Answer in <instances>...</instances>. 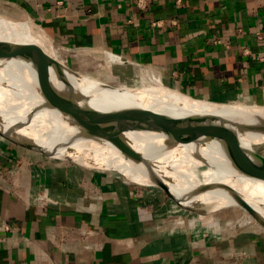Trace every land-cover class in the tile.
Returning <instances> with one entry per match:
<instances>
[{"label":"crops","instance_id":"crops-1","mask_svg":"<svg viewBox=\"0 0 264 264\" xmlns=\"http://www.w3.org/2000/svg\"><path fill=\"white\" fill-rule=\"evenodd\" d=\"M133 1L0 0V15L37 23L76 67L113 56L264 107V0ZM210 215L0 135V264H264V227Z\"/></svg>","mask_w":264,"mask_h":264},{"label":"bare ground","instance_id":"bare-ground-1","mask_svg":"<svg viewBox=\"0 0 264 264\" xmlns=\"http://www.w3.org/2000/svg\"><path fill=\"white\" fill-rule=\"evenodd\" d=\"M20 48L37 50L50 58L52 49L59 50L34 23L27 21L15 25L0 20V49ZM109 62L121 63L119 60ZM0 63V121L6 128L19 130L20 125L30 118L27 126L33 127L32 124L42 123L43 127L40 126L34 133L36 141L53 154L70 157L89 167L116 169L126 173V177L136 183H156L152 172L131 148L148 158V152L157 144V148L165 154L167 149L172 148L165 135L155 132H128L123 135V141L110 139V131L101 128L89 118L60 116L53 109L44 107L46 98L38 90L36 80L32 79L34 76L28 80L20 76V72L29 67L26 61L7 59ZM138 72L140 77L147 76L150 82L135 85L133 78L120 79L118 92H100L81 78L77 80L84 93L95 90L89 103L98 109L127 105L145 112L161 114L187 125L216 126L224 122L241 123L264 113V107L201 102L164 85L152 73ZM239 140L242 147L254 152V146L264 141V135L244 133L240 135ZM177 146L175 150L179 152H175L179 153L178 158L163 157L164 161L159 163L160 170L176 178V182L168 183V186H177L182 192L193 189L186 184L205 188L208 190L200 194V198L212 199L222 195L215 189L227 184L238 190L264 218V181L243 175V168L230 159L217 142L207 140L198 145L187 143ZM166 166H169L170 170L167 171ZM155 170L159 173L158 169Z\"/></svg>","mask_w":264,"mask_h":264},{"label":"water","instance_id":"water-1","mask_svg":"<svg viewBox=\"0 0 264 264\" xmlns=\"http://www.w3.org/2000/svg\"><path fill=\"white\" fill-rule=\"evenodd\" d=\"M7 59H19L28 63L29 67L20 72V76L26 80L34 76L32 79L36 80L38 90L46 98L44 107L53 109L60 116L74 119L89 118L101 128L109 130L110 139H119L120 141L124 140L123 135L128 132L150 134L155 132L165 135L169 143L172 144V148L167 149L165 154L161 153L163 151L157 148V144L148 152V158H144L142 153L135 149L131 148V150L144 161L147 168L152 172L156 180L154 184L166 190L178 206L195 213L208 214L231 206L232 203L229 202L231 201L235 203L234 205L251 213L264 227V218L234 187L226 184L216 188L215 190L220 191L222 195L214 196L212 199L200 198L199 195L208 189L198 187L184 192H180V190L177 195H174L170 191L168 183L174 184L176 178L173 175L165 174V171L159 168V163L164 161L163 157L178 158L180 156L179 153L175 152L178 151L175 150L177 145L187 143L198 145L203 141L214 140L230 159L243 168V175L253 180L264 181V156L242 147L239 140L240 135L244 133L264 135V113L256 115L247 122H224L216 126H194L127 105H112L106 109H98L89 103V99L95 90L91 89L89 93H84L78 84L79 76L57 60L28 48L0 49V62ZM29 122L30 118L20 125V128L25 130L21 131L20 128L19 130H10L0 121V135L17 146L35 150L51 158H70L53 154L52 151L40 145L36 141V134L34 135V133L43 125L37 122L32 124L33 127L31 125L29 127L27 126ZM155 169H158L159 173ZM166 169L168 171L170 167L166 166Z\"/></svg>","mask_w":264,"mask_h":264},{"label":"rangeland","instance_id":"rangeland-1","mask_svg":"<svg viewBox=\"0 0 264 264\" xmlns=\"http://www.w3.org/2000/svg\"><path fill=\"white\" fill-rule=\"evenodd\" d=\"M0 20L7 22V23L15 24V25L23 24L27 21H30L31 23H34V25H36L37 27L42 29L37 23H35L34 21H32L31 19H28V18L13 19V18H8V17L6 18V17H3L0 15ZM52 44H54V43H52ZM50 55H51V58H53L57 61L60 59L59 61H61L64 66L72 69L79 76L78 79L81 78L84 82H87L90 86L94 87L95 89L99 90L100 92H107V91L118 92L119 87H120V85H119L120 79L123 80V79L133 78V79H135V82H134L135 85L142 84V83L145 84L148 81L150 82V80L147 76L141 75L143 78L140 77L138 71H142V72L144 71V72L152 73V75L155 78H159L164 85H166L168 87H173V88L177 89L178 91L183 92L182 90L178 89L174 84L163 81L161 76L159 74H157L151 68H148L145 66H136V65H131V64H125L123 62L111 64L109 62L110 60H113V61L117 60L113 56H108V58L106 57V58H104V60L99 61V62H95V63L88 64V65H79V67H76V66H74L73 63L70 64V62H68V60L65 58V56L61 53L60 50L55 51L52 49ZM81 70L83 72H81ZM135 76L136 77L138 76V78H136ZM190 97H193V96H190ZM195 99H197L201 102L210 101V102L217 103V104L219 103V104H228V105L252 106L249 104L241 103L239 101H224V102H222V101L200 99V98H195ZM254 152L260 154L261 156H264V141L254 146ZM54 159L62 160L63 162H67L69 164H75V165H78L84 169H89L92 171L115 174V175H118L119 177L125 179L126 181L130 182L131 184L136 185V186L158 188V185L153 184V183L152 184H147V183L146 184H144V183L140 184V183L133 182L128 177H126V173L115 170L113 168H100V167L98 168V167H94V166L89 167V166L82 165L79 162H76L75 160L70 159V158H61V157L58 158L57 157ZM201 167L204 168V166H201ZM142 180H144V179H142ZM186 185H189L192 188H196V187L192 186L191 184H186ZM168 187L174 195L178 194V192L180 191V188L177 186H168ZM180 192H182V191H180ZM179 207L182 209H185L181 206H179ZM262 207L264 208V206H262ZM208 214H211L210 216H212L213 218H220L222 220V222H246L247 220H249L251 222H257L258 223L257 219L251 213H249L247 210H245L242 207H239L237 205L227 206L221 210H218V211L212 212V213H208Z\"/></svg>","mask_w":264,"mask_h":264},{"label":"built area","instance_id":"built-area-1","mask_svg":"<svg viewBox=\"0 0 264 264\" xmlns=\"http://www.w3.org/2000/svg\"><path fill=\"white\" fill-rule=\"evenodd\" d=\"M133 2L136 7L145 8L150 4L151 0H134ZM159 23L160 21L153 22L154 25H158ZM260 59H264V57H261Z\"/></svg>","mask_w":264,"mask_h":264}]
</instances>
